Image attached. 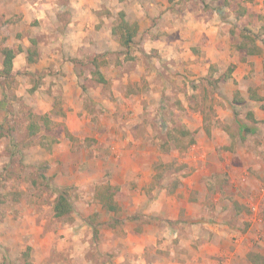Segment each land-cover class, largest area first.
<instances>
[{
    "label": "rangeland",
    "instance_id": "374dc122",
    "mask_svg": "<svg viewBox=\"0 0 264 264\" xmlns=\"http://www.w3.org/2000/svg\"><path fill=\"white\" fill-rule=\"evenodd\" d=\"M185 1L191 4L198 0ZM199 1L203 2L206 15L215 14L223 25L213 51H200L202 57L205 53L210 55L206 66L201 67L206 71L187 78L166 66L165 73L161 57L152 50L144 51L143 39H134L137 33L128 47L121 46L115 35V51L95 53L94 61L88 58L77 73L76 85L85 99L88 119L82 131H68L64 121L68 108L60 102L64 92L67 96L72 94L70 88L64 91L71 83L69 73L63 70L65 56L42 71H27L10 80L7 93L0 98L6 103L7 114L0 137L9 136L8 145L15 148L8 150V162L0 164V264L43 262L37 261L33 241H28L30 246L22 252L13 251L11 259L7 257L5 246L11 236L19 234L15 233L19 228L9 229L6 214L13 215L19 199L27 202L30 216L52 215L53 222L65 224L80 219L92 232V250L85 255H91L92 264H105L96 252L102 242L99 231L143 217L134 210L129 215L131 210L124 208L130 202L122 197L123 186L128 188L126 196L145 198L148 203L161 193L171 195L179 186L189 185L187 179L203 178H207V195L212 194L213 188L226 195L231 222L239 223L248 233L249 247L254 249L251 260L264 264V0ZM120 14L127 23L136 24L125 11H120L116 25L121 21ZM145 35L148 32L142 37ZM246 35L255 40L260 54L237 49L242 42L251 43V39L244 40ZM37 39L36 48L37 41H41ZM4 41L5 37L1 43ZM32 59L35 63H28L32 65L29 67L38 70L39 57L34 55ZM96 72L105 83L99 82ZM227 73L229 78L224 79ZM124 78L126 83L122 82ZM251 95L263 101L256 102ZM33 122L39 132L30 136L28 126ZM179 130L188 131L190 137H183ZM225 138L229 142L225 143ZM218 142L220 146L215 147L212 157L206 155V166L201 172L196 156L198 147L209 149ZM192 146L196 148L191 150ZM21 149L27 153L20 152ZM228 154L236 160L233 171ZM124 156H131L132 162L139 160L138 166L146 164L128 185H124V172L118 169ZM213 159L216 165L223 166H214L210 163ZM202 183H198L199 187ZM99 185L112 188L117 211L108 212L95 200V188ZM61 192L68 195L73 209L59 220L54 218L52 209ZM251 206L256 212L261 211L258 225L253 227L250 220L241 216L250 215ZM46 264H54V260Z\"/></svg>",
    "mask_w": 264,
    "mask_h": 264
},
{
    "label": "crops",
    "instance_id": "0c3cea01",
    "mask_svg": "<svg viewBox=\"0 0 264 264\" xmlns=\"http://www.w3.org/2000/svg\"><path fill=\"white\" fill-rule=\"evenodd\" d=\"M128 1L0 0V43L5 37L4 43L0 44V98L7 93L8 83L13 78L31 70L42 71L65 56L67 61L63 70L69 73L71 83L64 87V91L70 88L72 94L67 96L64 92L61 100V104L68 108L64 121L68 131H82L81 127H86L88 119L85 99L75 79L81 63H87L90 57L89 61H94L95 53L102 55L106 51L109 54L117 48L113 27L116 25V14L120 11H125L127 18L132 17L131 21L138 25L134 39H143L144 51L152 50L161 57L163 71L167 66L173 69L172 72L187 78H195L206 71L201 67L206 66L210 55L205 53L202 57L200 51L208 48L213 51L223 25L215 14L206 15L202 1L191 4L185 0ZM145 32L148 35L142 37ZM37 38L41 39V43L37 41L38 49L35 44ZM4 49L13 53L8 75L2 74ZM29 50L30 55L32 52L39 57L38 70L29 67L35 63L34 60L32 65L27 62ZM99 72L104 73L101 68ZM164 72L168 73V70ZM122 80L127 82L125 78ZM5 105L4 100H0V127L7 116ZM4 135L0 137L2 165L9 160L8 150L15 149L8 145L9 136ZM219 146V142L209 149L197 146V163L201 165V172L206 166V155L210 159L215 147ZM20 152L27 153L22 149ZM228 158L233 171L236 160L229 154ZM136 161L132 162L131 156H124L120 162L118 169L124 172V185L134 180V176L139 174L138 169L146 168V164L139 167ZM210 163L220 168L223 166V163L216 165L214 159ZM193 165L197 166L196 162L193 161ZM212 168L211 172L215 169ZM205 179H187L189 185L179 186L171 195L161 193L148 203L145 198L126 196L128 188L123 186L122 197L130 202L124 208L131 210L129 215L134 210L143 217L124 220V225L120 227L99 231L102 242L98 245L97 256H101L105 264H254L251 260L254 249L249 247L247 231L239 223L231 222V214H227L230 206L224 193L219 194L221 191H214L213 188L212 194L207 195ZM199 182H203L201 187ZM238 189L241 188L238 186ZM206 199L210 206L206 204ZM18 205L11 217L6 214L8 219L5 223L8 222L9 229L19 228L15 232L19 234L11 236L12 240L5 246L8 259H11L13 251L22 252L30 246L27 242L33 241L37 261H43L42 264L50 260H54V264L93 263L91 255H85L92 250L89 249L92 232L87 225L81 224L80 219L75 218L70 224L53 222L50 219L52 215L49 218H39L40 215L35 214L30 216L31 211L24 199H19ZM250 211V215L242 213L241 216L250 220L253 227L258 225L261 211L256 212L253 206ZM146 217L151 219L147 222L144 220ZM81 249L83 252H80Z\"/></svg>",
    "mask_w": 264,
    "mask_h": 264
},
{
    "label": "trees",
    "instance_id": "16d2710c",
    "mask_svg": "<svg viewBox=\"0 0 264 264\" xmlns=\"http://www.w3.org/2000/svg\"><path fill=\"white\" fill-rule=\"evenodd\" d=\"M119 16L121 17L122 15L120 14ZM136 33H137V25L127 23L122 19V17H121V21L113 28V35L118 36V41L120 45L123 47H128L129 43L132 42ZM249 39H251L250 44H246V42H242L237 46V49H246L249 54H260L261 49L255 45V40H253L251 36L246 35L244 40H249ZM2 52L5 57L3 61L2 74L8 75L9 71L11 70V61L13 58V53L10 49H4ZM29 55H30V50H29ZM32 55H34V53L31 52V55L27 58L28 63L33 62ZM230 71L231 69H229L228 73ZM228 73L224 76V79L229 78ZM96 74L100 76L98 79L99 82L105 83L102 76L98 72H96ZM251 99L256 102L263 101V99L257 95H251ZM39 118L44 119L45 117L40 116ZM28 131L30 136H34L39 132V127L37 126V124L33 122L28 126ZM243 131H249V130L243 128ZM176 132L178 133L177 130ZM206 132L209 133V130H206ZM179 134L182 135L183 137H187V136L190 137V133L186 130L183 131L179 130ZM190 143L193 144L194 141L191 139ZM113 196L114 193L109 185H99L95 188V194H94L95 200L98 201V203L102 206V208L108 212H115L118 210V207L113 199ZM72 209H73L72 204L69 200L68 195L65 192H61L54 201V205H53L54 218L56 219L64 218L72 212Z\"/></svg>",
    "mask_w": 264,
    "mask_h": 264
}]
</instances>
